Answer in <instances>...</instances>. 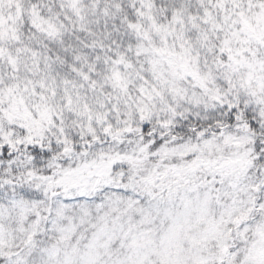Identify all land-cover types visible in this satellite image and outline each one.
Returning <instances> with one entry per match:
<instances>
[{
    "label": "snow or ice",
    "instance_id": "obj_1",
    "mask_svg": "<svg viewBox=\"0 0 264 264\" xmlns=\"http://www.w3.org/2000/svg\"><path fill=\"white\" fill-rule=\"evenodd\" d=\"M0 264H264V0H0Z\"/></svg>",
    "mask_w": 264,
    "mask_h": 264
}]
</instances>
